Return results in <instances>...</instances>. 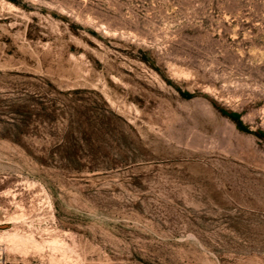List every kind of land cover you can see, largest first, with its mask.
I'll return each instance as SVG.
<instances>
[{"label": "rangeland", "instance_id": "374dc122", "mask_svg": "<svg viewBox=\"0 0 264 264\" xmlns=\"http://www.w3.org/2000/svg\"><path fill=\"white\" fill-rule=\"evenodd\" d=\"M0 264H264V0H0Z\"/></svg>", "mask_w": 264, "mask_h": 264}]
</instances>
